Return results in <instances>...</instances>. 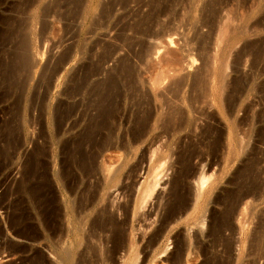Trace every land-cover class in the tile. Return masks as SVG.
I'll return each instance as SVG.
<instances>
[{"label":"rangeland","instance_id":"374dc122","mask_svg":"<svg viewBox=\"0 0 264 264\" xmlns=\"http://www.w3.org/2000/svg\"><path fill=\"white\" fill-rule=\"evenodd\" d=\"M14 1H16V3H14ZM20 1L22 0H0L1 33H3V30L6 28V26L10 24L9 22L12 21V15L17 16H13V18H17V20L20 18L19 20H22L20 22L22 24H27L30 22L29 26L31 28H29L27 25H23V27L28 28L30 32L29 37L31 42L29 48L31 51L29 50V53L31 52L30 56L33 58L32 61L34 62H32L33 69L31 68L32 78H30L27 86V94L24 96L22 107L20 108L21 111H19L20 115L14 111L16 107L12 102V95H10L11 97L8 96L6 97L7 99H2L0 101V128L3 127L5 124L4 122L9 119L12 120L13 125L19 126H17L18 130H16V134L14 133V136L16 135L14 137L16 138V141L13 138L16 144L13 142V140L11 143H8L9 145H4L3 142H0V264H59L56 258L58 253L56 250H63L64 248L69 247L70 244L75 251L72 256V262L78 261V239L75 236V232L78 231V205L76 203L78 201V192L84 187L82 184L83 182L86 183L88 181L87 183L89 184L90 190H92V192L96 191V193L103 192L102 188L104 185L102 181L103 176L99 167L101 157H97L96 155L98 148L97 144L93 141V143H90L91 140L84 143L82 141V135L86 128L85 126L90 124L91 117L95 112L89 106L92 103L91 100H94L95 98V95L91 93L93 92L91 88L96 85L95 83L98 84L99 81H104L105 78L112 72L115 73H112L114 76L118 75L116 76L117 80H121L119 83L121 84L122 82V86L120 85V87H122V90L120 89L121 97L117 98H120V100H117L118 102L120 101V113L117 118L118 124L115 131V134L118 137L122 133H126L129 129L133 117V111L136 108L135 106H132L133 102L136 100L141 101L142 97V100L146 99V102L141 101L144 104L142 105L140 103V107L142 106L145 108L147 105L151 108L154 107L155 109L152 108L154 115L156 114V109H158L159 112L164 110V104L166 101L167 103L171 102V104L172 102L173 104L176 102V104L178 103L177 105L180 103L181 107L186 112V115H184L186 124L183 122L184 126L182 124V127L179 129V131L174 133L169 139L162 136L150 147L146 146V143L139 145L138 149L133 154L128 156L125 163V168L120 174V179L118 182L119 184L117 185H125V188L122 189L123 191H121V189H116L118 186H116V188H104L103 199L101 200L99 206L102 205V202L103 204L107 202L109 204L108 209H110V206L113 207L118 203L121 204L120 202L122 201H126L127 199L125 200V197H128L127 194H129V196L132 194V198H134L137 186L141 183L147 171L151 149L153 150V148H157V154L153 155V159H156L155 161L159 162L158 169L160 174H158V178H160V181L154 188L152 195L147 198L146 203H144L139 209V219L140 221L142 220L141 223L145 226L149 225L148 223L157 225L156 223L162 214L161 211L163 212V208L170 197L169 189L171 188V182L173 178L177 176L176 173L183 174L184 177L182 176L183 178H181L183 181V183L181 182V189L182 192L186 193L187 191L188 194L192 193V189L189 188L195 187L192 185L194 183L193 177L198 174V171L200 172V170H203L206 172V174L208 173L209 176L212 175L210 178H208L209 180L207 179V183L205 185L209 186L210 189L208 188L209 192L207 191V198L205 197L206 200L204 201V226L197 225L198 223L196 224L192 220L188 224L179 222L176 225H171L172 228H169L167 231L168 240L163 239L164 243H167L166 251L160 252L158 256L165 259L167 253L173 251L176 246H179V241L181 243L182 240L184 241L186 238L189 239L191 237L189 245L191 246L190 248H194L195 250H190L193 252H191L192 256L190 255V257L194 264H203V262L204 264H211L210 262L208 263V261H206V258L210 259L213 256H218V259H220L218 264L223 263L221 262V259H223L224 256L225 258L223 260H226L224 243L229 241L231 243V262L229 261L227 264H264V244L258 248L259 250L256 249V251L254 247H252L254 237L256 235L255 230L258 231L259 229H264V141L262 143V141H258L260 139H257L260 137L264 138V40L262 41L264 38V29L261 31L259 30L242 34V36L240 35V43L235 46L236 48L234 47V49L231 50L232 52H230L229 55L230 58L228 57V62L230 64L228 63L229 65L226 70L227 72L225 71L226 74L228 73L227 75L231 76V79L235 78L239 74L242 75V78L245 79L243 81H246L244 86L245 84V87H248L249 85L248 88H250V91L248 94H250V92L251 94L248 95V97H241L240 100V108L244 107L245 105H249L250 108L248 111L244 113L242 108V110L240 109L238 113V117H245V120L242 122L244 125L241 124L243 125L241 128L245 127L242 128V130H246L244 137L246 136L247 139L245 137L246 141L242 145V147L244 146L245 148L243 147V151H240L241 153L239 156H237V159L235 158V160H225L223 144L222 146L216 148V150L215 148L211 149L209 146L210 141L212 138H214V135H216L220 130H224L223 128L225 126L223 125H225V122H223L224 120L221 116V113L218 111L216 106L210 104L211 100L208 99L210 96L207 97L209 92H206L207 94L205 93V96L202 93V88H193L191 85V83L193 84L195 80L197 81L199 79L200 81L206 80L205 82L208 84L207 80H210L211 77L213 78L214 74L216 73L215 66L218 63V53L220 52V48L223 45V36H221V30L223 29H221V27H223V25L226 23L224 20L227 18L225 17V7L223 10L220 9V11L213 15L212 13H204L202 11L203 3L206 0H167L164 2L167 8L166 11L162 13L157 19L156 17L150 19L152 21L151 22L144 15H147L146 13L151 11L154 4L152 2L155 0H122V2L121 0H79L78 3L74 0V3L73 1L71 2V0H67L65 3L63 2L65 0H31L28 4L29 6L27 7L29 9L26 8L25 12L28 13L27 10H29V12L31 11L30 14H33V17H31L32 15L29 17V13L26 15V13L23 11L22 13L18 12L20 7L21 9L24 7ZM240 1L244 2L240 3L243 6V9H241L240 6L241 10L238 17L227 18V20L231 19V22H228L232 24L230 25L232 29L233 27L239 25L240 28H242L244 25H247L248 28L253 25V28H255L256 21L259 19L264 21V18H262L263 13H261L264 11V0ZM61 2H63V5ZM22 3L26 6L24 1ZM32 3L34 5H32ZM67 3L68 6H66ZM251 3L253 4V7H251ZM73 4H76L77 7L76 5L74 7ZM109 5L112 7H109ZM56 6L57 8L55 9ZM261 6L262 8H258ZM44 7L49 10V13L50 11L54 12L55 10H57L59 13L57 14V11H55L57 15H55V13L54 15L53 13H50V15H43L41 9L43 10ZM244 8L245 11L246 8H254L257 10L254 11L252 15L250 14V16H246V14H244ZM103 9L104 13L102 14ZM108 9L112 11H106ZM258 9L261 12H259ZM60 11L63 12H61L62 15H60ZM106 12L108 13L105 14ZM40 13H42L43 16ZM142 15L148 21L145 19L143 21L142 18L144 17ZM35 16L37 18H35ZM7 17H11V21ZM26 19H28V22ZM140 21H142L141 24ZM247 26L244 27L246 28ZM1 28L4 29L2 30ZM139 29H145L146 31H144L146 33L142 31L144 33L143 34L141 30L139 31ZM1 33L0 62L1 60L7 59L9 51H11V46L13 45L11 43H14V41L15 43H18V38L20 37L16 35V39L14 37L12 42H5L1 36ZM168 36L174 39L173 45L171 47L174 51L170 50L171 53L167 52L169 53L168 57L166 51L163 48H160L162 49V51H160L161 53H158L159 55L156 54V48L161 43H164L163 41H165ZM252 41H257V44H261L263 46L261 48L262 52L260 51L259 57L253 60L254 55L252 54L254 53L252 51L247 52L246 55L242 56L243 62L240 63V73H238L239 70L233 71L231 66L233 58L232 54L234 53L233 51H236L238 48L237 46L242 47V45L245 43ZM109 43L112 45L110 46ZM107 46H113L114 51L110 53V56L106 60L101 61V54L106 51L104 48ZM65 51L69 52L68 58L64 61V63H61L60 56ZM160 54H163V56ZM124 60L125 62L130 63L131 68L133 67L132 70L135 72L134 73L132 71L136 79V81L134 79V83H136V85L134 84V89L127 90L129 88L128 85L125 84L126 77L124 78L123 76H126V74L123 71L120 73V70H118L119 72L117 69L114 70L119 66V63ZM57 66L59 68H57ZM244 76L249 78H247L248 81ZM121 77L124 78L125 81L124 79L122 80ZM48 79L50 80V83ZM153 79L164 82L161 83L162 86L164 84L168 86L167 84H170L171 81L182 79L183 83L179 88L180 90L178 89V97H181V99L184 97V103L180 102L181 99L178 100L179 98L174 96L175 94L172 95L171 91L168 90L169 88L167 89L165 85L161 88L159 86V89L157 88V93L159 92V98H155L153 90L150 87V83ZM123 81L125 83H123ZM45 82L48 85L50 84V87ZM38 85L40 87H38ZM44 85L48 87H45ZM208 85L207 89L209 91ZM44 87L46 90L49 88L48 92L43 89ZM136 87H139L140 90L138 91ZM164 87L166 89H164ZM251 87H254L253 90ZM123 88L126 89L124 90ZM199 89L200 91H198ZM121 91H123V93ZM32 92L34 94V100L32 97ZM124 92H126V94H124ZM121 93L126 95V97H124V95L122 97ZM135 93L138 95L141 93L139 95L141 98ZM144 93L146 97H144ZM196 93H202L200 94L202 96L199 100H192L193 103L190 102L191 96L195 95ZM42 94L46 96L44 99L43 96L41 97ZM133 94H135L134 96L136 97L138 96V98L135 97L136 100L133 99ZM129 97L134 101H132ZM31 98L32 100L29 102ZM208 101H210V103ZM41 102H44L43 105ZM40 105H42L43 108L42 106L40 107ZM188 105L190 106L188 107ZM207 115L209 116L207 117ZM210 115H213V117H210ZM250 116L254 121H251ZM19 117L22 118V120L18 119V122L21 121V124L17 123V118ZM57 118L60 120V123L58 124ZM188 120L190 121V125L187 123ZM208 123L211 125V127L213 126L215 131L213 129V135L211 133V137L209 136L205 139L203 138L202 134L204 128L207 127H205V125H209ZM217 127H221L218 132ZM159 129L160 128L157 127L153 130V132H158ZM106 132L107 129H103L102 133L104 135ZM260 134L261 136L258 137ZM98 137V135H95L94 139L96 140ZM189 143H191V147H189L191 150L193 149V152H189L187 149ZM208 146L211 150L208 148ZM2 148L6 149V151H3ZM77 148L78 152L75 151ZM180 150H182V158H184L182 160H185L186 163L188 162V164H186L180 159L181 164H183L182 167L181 164L178 163L180 160L177 159ZM142 153L144 158L141 157ZM187 153L191 154L188 155ZM80 154L84 155L85 157L88 156L87 158L90 157L89 159L86 158V161L88 164H90L92 169V176L89 179L87 178L88 180L83 179L79 163L77 166L75 160H72L76 159L78 156H80ZM253 155L257 156L258 158L261 157L260 159L257 158L255 164H253L256 165V167L251 165V158L254 157ZM91 157L93 158L91 159ZM141 158L142 163L140 166L142 169H139L136 176H133L132 174L129 176L128 171L130 167L136 162H140ZM244 160H246V163ZM184 164L186 167H184ZM247 164L251 165V170H248L250 172H244V165L246 166ZM190 167L192 168V172L189 170ZM239 167L241 170L239 173L240 175L236 172ZM253 167L254 169H252ZM258 168L262 171V174ZM193 173L196 174L193 175ZM234 173L238 175L235 176ZM80 179L83 181L82 183L80 182ZM99 184H101V187H99ZM36 185H39V190L45 191L47 198L52 197L54 206L56 205V207H58L56 213H58L59 217H55L54 223L46 222L44 220L45 217L43 216V213L40 214V211L42 212L43 210L41 208H43L44 204H33L34 201L32 199V191L35 189L33 186L36 187ZM127 187H131V189H127ZM232 195L233 198H239L241 196L239 207H246L243 209L244 212L241 211L242 208L241 210L238 208V214L236 215L237 217L240 216L243 220L240 218L239 222V219L234 217L232 219V227L223 226L220 232V236L222 235L220 237L221 240L219 239L220 242L216 243L215 245L213 243L214 236L204 237V235L202 236L201 232L203 233L205 230L207 231L206 228L208 227V222L210 221L208 215L210 212L214 211L216 213H220L224 207L228 206L233 200L231 198ZM234 195L236 197H234ZM41 198L43 201L45 197L41 196ZM69 202L74 207V210L72 211L66 210V206L69 204ZM113 202L115 204L110 205V203L113 204ZM244 203L245 205H243ZM45 206L49 208L48 204ZM75 209L77 211L76 214H74ZM239 211L243 214H239ZM114 212L117 216H119L116 218L120 219V212ZM68 215L71 216V219ZM241 222H243L242 230L240 227ZM47 223H49V225H47ZM136 225L137 221H135V226ZM188 227L190 228L188 229ZM17 230H22L21 232L23 233L26 232V235L29 237L36 236L37 238H35L34 241L28 238H21L16 235ZM258 239L264 243V235L259 236ZM176 242L178 243L176 244ZM196 245L199 246L196 247ZM239 249L240 254L238 253ZM53 250H55L57 253L55 254ZM147 251L144 252L143 257L141 254L139 258H144V260H147L150 256V253ZM34 261L35 263H33ZM191 261L182 262V264H193ZM165 262V264L170 263L169 261L167 262V260H165Z\"/></svg>","mask_w":264,"mask_h":264},{"label":"bare ground","instance_id":"6f19581e","mask_svg":"<svg viewBox=\"0 0 264 264\" xmlns=\"http://www.w3.org/2000/svg\"><path fill=\"white\" fill-rule=\"evenodd\" d=\"M23 1L26 3V6H25V4L22 3ZM30 1L31 0H22V1H20L21 4L24 5V7H23V9H21V7H20L19 11L18 10L17 11L20 12V13H22V11L25 12L26 8L29 6L28 4L30 3ZM66 1L67 0H65L63 2L65 3ZM72 1L73 0H71V2ZM74 1L77 2V3L79 2V0H74ZM74 1H73V3H74ZM165 1H167V0H155L154 2H152V3H154L153 6H152L153 8L151 9V11L149 10L150 11L149 13H146L147 15H144V16L146 18H148L149 21H151L150 19H153L155 17L157 19L167 9L166 8V4L164 3ZM63 2H61V4ZM121 2H122V0H121ZM243 2L244 1L241 2L240 0H206L203 3L202 11L204 13H212L214 15L218 11H220V9L223 10V8L225 7V9H226V16L225 17H227V18H231V17L232 18L233 17L236 18V17H238L240 10L243 9V6L240 4V3H243ZM14 3H16V1H14ZM17 3H19V2H17ZM68 3H69V1H68ZM68 3H67L66 6H68ZM16 5H14V6H16ZM32 5H34V4L32 3ZM75 5L73 4L74 7H75ZM110 5H109V7H112ZM112 5L114 6L113 3H112ZM261 5H263V4H261ZM57 6L55 7V9L57 8ZM240 6H241V9H240ZM76 7H77V5H76ZM105 7H107V6H105ZM251 7H253V4H252ZM14 8H16V7H14ZM258 8H262V6L261 7H258ZM27 9H29V8H27ZM110 9H108L106 11H109ZM32 10H33V8H32ZM256 10L254 8H249V9L246 8V11H245V8H244V14H246V16H250V14L252 15L254 13V11H256ZM263 10H264V8H263ZM27 11L29 13V17L31 15H32L31 17H33V14H30L31 11L30 12H29V10H27ZM55 11H57V10H55ZM55 11L54 12H51L50 11V13H53V15H54ZM110 11H112V10H110ZM258 11L261 12L259 9H258ZM41 12L43 13V15H48V14L50 15L49 10L46 7H44L43 10L41 9ZM61 12L62 11H60V13ZM25 13H26V15H28L27 12H25ZM33 13H34V11H33ZM42 13H40V14L42 15ZM56 13L58 14L59 12L57 11ZM56 13H55V15H57ZM62 13L60 15H62ZM103 13H104V9L102 11V14ZM107 13L108 12H106L105 14H107ZM261 13L264 14V11H262ZM263 14H262V18H264V15ZM19 15H21V14H19ZM41 15H38V16H41ZM13 16L14 17H17L15 15H12V18L10 17L12 19V21L10 20L9 17H7V18H9V20L11 22H9V20L7 19L10 24L7 25L6 28L4 27L5 29L4 28H1L2 30L4 29L3 30V33L0 32L2 38H3V40L5 42H12V39L14 37L16 39V35L20 36L18 38L19 39L18 43H15V41H14V43H11L13 45L11 46V51H9V55L7 56V59L1 60V62H0V66H1L0 67V101L2 99L3 100L4 99H7L6 97L12 95L13 96V101L12 102L15 104L14 106L16 107V108L14 107L15 108L14 111H15V113L18 114L19 111H21L20 108L22 107V102H23L24 96H25V94H27V86H28V83L30 81V78H32L31 77V70L33 69L32 68L33 67L32 64L34 62L32 61L33 58H31V56H30L31 52L29 53V50H30L29 46H30V42H31L30 41V37H29L30 36V32H29L28 28L23 27V25L29 26L30 25V22L27 23V24H22V23H20L22 21V20H19L20 18L18 19L19 20V22H18L17 18H13ZM36 16H35V18H37ZM145 17L142 18L143 21H144ZM227 18L224 20V21H226V23L223 25V27H221V29H223V30H221L222 31L221 32V36H223L222 37L223 38V45L221 46L220 52L218 53V63L215 66L216 73L214 74L213 78L211 77V79H210L211 81L210 80H207L209 85L205 82L206 80L205 81L204 80L203 81L201 80L202 81L201 82L200 79L197 80V81L195 80L193 82V84L191 83V85H192L193 88H197V87L200 88V89L202 88L201 89L202 90V93L205 96L207 94L206 92H209V94H207V97H209V96L211 97V98L210 97L208 98L209 100H211V103H210V101H208V102L210 104H213L214 106H216L218 108V111H220L221 116H222V118L224 120L223 122H225V125H223V126H225L223 128L224 129L223 131L222 130L219 131V129L221 127H219V128L217 127V129H218L217 132L218 131L219 132L218 133L216 132L217 134L214 135V138H212V140L210 141L209 146L211 147V149L212 148H215V150H216V148L222 146V144H223V148H224L223 151H225L224 152L225 160H229V159H234L235 160V158L237 159V156L240 155V153H241L240 151H243V147L244 146L242 147V145L246 141L245 140V137L246 136L244 137V135H245L244 133L246 132V130L245 131H244V129L242 130V128H245V127H242L241 128V126L244 125L242 122L245 120V117H240V116L238 117V115H239L238 113H239L240 109L242 110V108L244 110V113H246V111H248V109L250 108L249 105H245L244 107L240 108V106H241L240 100H241V97H245V96L248 97V95H250L251 92H250V94H248V92L250 91V88H248L249 85H248V87H245L246 84L244 86V83H246V81H243L245 79L242 78V75L239 74L236 77L234 76L235 78L231 79L230 78L231 76H228L227 75L228 73L226 74V72H227L226 70L228 68V65L230 64L228 62V60H229L228 57L230 55V52H232L231 50L234 49V47L236 45H238V43H240L239 42L240 41V35L242 36V34H247L249 32H255V31H259V30L261 31L262 29H264V21L262 19L261 20L259 19L260 21L259 20L256 21L255 28H253L254 27L253 25H251L249 28H248L247 25H244V26H247L246 28L244 26H242V28H240V25H239V26L233 27V29H232L231 26H230V25H232V24H230L231 19H228L227 20ZM2 19H4V18H2ZM27 20L28 19H26V21ZM148 20H146V21H148ZM31 21H32V19H31ZM228 21H230V22H228ZM239 21H240V19H239ZM8 22H7V24H8ZM141 22L142 21H140V24H141ZM23 23H24V21H23ZM136 23H139V22H136ZM145 23H147V22H145ZM29 28H31V27L29 26ZM137 28H139V27H137ZM251 28H253V29H251ZM128 30H129V28H128ZM140 30L141 29H139V31ZM144 30L145 29L141 30V32L143 31L144 33H146L145 32L146 30L145 31ZM126 31H127V29H126ZM136 32H137V30H136ZM146 35H149V34H146ZM120 37H119V39H120ZM126 40H128V39H126ZM263 40H264V38L262 39V41ZM16 42H17V40H16ZM163 42L164 43H161L162 45L160 44L156 48L157 49L156 50V54L161 53L160 51H162V49H160V48H163L166 51V53L167 52H170V50L174 51L171 48L172 45H173V42H174V39L172 37L168 36L166 38V40L163 41ZM256 42L257 41H252V42L245 43L244 45H242V47L237 46L238 48L236 49V51H233L234 53L232 54L233 55V58H232V62H231L232 63L231 66H232L233 71L234 70H236V71L239 70L238 73H240V63L243 62L242 61V58H243L242 56L246 55L247 52L252 51L254 53V54H252V55H254V59L253 60H255V59H257L259 57L261 48L263 46L261 44H257ZM109 45H110V43H109ZM110 46L109 47L107 46L106 48H104V49H106V51H104V53L101 54V58H100L101 61L106 60L110 56V53H112L114 51V47L113 46L110 47ZM115 49H116V46H115ZM68 53L69 52L65 51L60 56V62L61 63L62 62L64 63V61L68 58ZM167 54H168V57H169V53H167ZM160 55L163 56V54H160ZM143 57H144V55H143ZM143 57H141V58H143ZM240 59H241V62H240ZM157 62H159V61H157ZM59 66H60V64H59ZM249 66H251V65H249ZM116 67H117V65H116ZM57 68H59V67L57 66ZM132 68H131L130 63L129 62H125V60H124L121 63H119V66L117 68L114 69V70L117 69V71L120 70V73H121V71H123L126 74V76L123 75L124 78L126 77L125 78L126 79V83L124 82L125 81L124 78L121 77V79L122 80L124 79L123 83H125V84L128 85V88L129 89H127V90L134 89V84L136 85V83H134L136 81V79L134 77V73L135 72H134V70H132ZM112 73H114V72H112ZM112 73H110L105 78L104 81H102V82L99 81L100 83L98 82V84L95 83L96 85L93 88H91L93 90V92H91V93H93L95 95V98H94V100H91L92 103L90 105L89 104L88 105L95 112H94L93 116L91 117V121L92 122L90 121V124L88 126H85L86 128H85L84 132L82 131L83 132L82 141L84 143L86 141L91 140L90 143L93 141L94 143L96 142V144H97V147L98 148H97V151H96V155H97V157H99V156L101 157L100 162H99V167H100V170H101V173H102V176H103V178H102V181H103V184H104L103 185V188H102L103 189V192H100V193H96V191H93L92 192V190H90V188H89V184L87 183L88 181L85 183L81 179H80L81 181L79 180L81 183L83 182L82 184L84 185V187L82 188V190H79L78 195H77L78 196V201L76 203L78 205V212L76 211V209L74 211L75 213L73 212L74 214H76V212L78 213V231H77L78 233L74 231L75 232V236L78 239V261L77 262L76 261L75 262H72V256H73V254H74L75 251H74V248L71 246V244H70L69 247L64 248L63 250L62 249L60 251L56 250L58 253L55 252V250H53L55 252V254L57 253V255H56L57 261L59 262V264H162V263L165 262V260H167V262L169 261L170 262L169 264H182V262H190L191 261L190 255H191V252H192L190 250L191 249H194V248H190L191 246L189 245L190 244V240H191L190 238L191 237L190 238L188 237L189 239L186 238L184 241L181 239L182 242L180 243V241H179V246H176L173 251L167 253L166 256H165V259L159 257L158 254L160 252H165L166 251L167 243H164L163 239H167L168 240L167 231L169 230V228H172V226L174 224L176 225L179 222H183L185 224H188L191 220L194 223H196V224L198 223L197 225H200V226H202L204 224V219H205V217H204L205 215L203 213L205 211V206H204V203L205 202L204 201L207 198L206 197V194H208L207 191L210 189L209 186H205V185L207 183L206 182L207 179L212 176L210 173L209 174L211 176H209L208 173L206 174V172H204L203 170H200V172L198 171V174L195 177H193L194 178V181H193L194 183L192 185H194L195 187L191 188L189 186L190 187L189 189H192L191 190L192 193H189V194L187 193V191H186V193L185 192H182V189H181V184L183 183V181H182L181 178L184 177L183 174L182 173H176L177 176H175L173 178V180L171 182L172 183L171 188L169 189V196H170L169 199H168L169 201L167 200L166 205L163 208V212L161 211L162 214L160 215V218L159 219L157 218L158 219V222L156 223L157 225H152V223H148L149 225H146L145 226V225H143L141 223L142 220L140 221V219H139V217H140L139 216V209H140V207L143 206L144 203H146L147 198H149V196L152 195V193L154 191V188L156 187V185L160 181V178H158V176H159L158 174H160V171L158 169L159 168V166H158V163L159 162H156L155 161L156 159H153V155H156L158 150H157V148L156 149L153 148V150L151 149V154H150V157H149L150 160H149V164H148L147 171L145 173V176L143 177V180L137 186L136 194H135L134 198H132V194L129 196V194L126 193L128 195V197L127 198L125 197V200L126 199L127 200L124 201V202L122 201L123 203L120 202L121 204H119L118 202H116L119 205L116 204L113 207L110 206V209H111V207H112V209L115 207L113 210L111 209L112 211L110 209H108L109 208V204L106 201H105L106 203L103 204V202H102V205L99 206V204L101 203V200L103 199L104 188L105 189H107L109 187L110 188L111 187H115L116 188V186H118L116 189H119V190L121 189V191H123L122 189L125 188L124 187L125 185H122V186L120 185L121 187L119 185H117V184H119L118 182H119V179H120V174L122 173V170L125 168V163H126V160H127L128 156L130 154H133L138 149L139 145L146 143V146L150 147L159 138H161L162 136L163 137H166L167 139H169V138H171V136H173L174 133H176V132L179 131V129L182 127V124L184 126V123L183 122H185V124H186V121L184 119V117H185L184 115H186V112L181 107L180 103H179V105H177L178 103L176 104V102L174 104L172 102V104H171V102L170 103H167V101H166L165 104L163 103L164 106H165V108L163 107L164 108V110H162L163 112L162 111L159 112L158 109H156L157 111H155L156 114L154 115L153 114L154 112H152V108H154V107L151 108V107H149L147 105L145 108H143L141 106L142 107V109H141L140 105L141 104L142 105L144 104L141 101L146 102L145 101L146 99L145 100L144 99L142 100L143 97L141 98V96H139L141 93L138 95L136 93H139V92H136L135 94L138 95L141 98V101L136 100V98H138V96L137 97L134 96L135 94H133V96H134L133 99H135L136 101L132 100V98L129 97L132 101H134L133 102V105H132V103H131V105L132 106H135L136 108L133 111V117L131 116L132 117V121H131V125H130L129 129L127 130L126 133H124V134L122 133L121 135L119 134L120 136L118 137L115 134V131L117 129V124H118L117 123V118H118L119 113H120L119 112V110H120L119 109V105H120L119 102L120 101L118 102L117 100H120V98L119 99H117V98L118 97H121L120 96V89L122 87H120V85L122 84V82L120 84L119 82L121 80L118 81L117 80V77H116L118 75H115L114 76ZM247 78H246V80H247ZM134 79H135V81H134ZM157 79H159V78H157ZM157 79H153L151 81V83H150V87L153 90V93H154V97L155 98L156 97L159 98L158 97L159 96V94H158L159 92L157 93V88L159 89V86L161 88V87H163L165 85L164 84L162 86L161 83H164V82H161V80H157ZM48 81L50 83V80L49 79H48ZM209 82H211V83H209ZM182 83H183L182 82V79H177L175 81H171V83L170 84L168 83L167 84L168 86L165 85V87L167 89L169 88L168 90L171 91L172 95L175 94L174 96L178 97V91L180 90L179 88L181 87ZM207 85L209 86V91L207 89ZM44 86L45 87H48L46 85H44ZM38 87H40V86L38 85ZM45 87L43 89L48 92V89L49 88L46 90ZM90 87H92V86H90ZM165 87H164V89H166ZM253 88H252V90H253ZM88 89H90V88H88ZM123 89L125 90L126 88H123ZM200 89L198 91H200ZM137 90L138 91L140 90L139 87L137 88ZM263 91H264V89H263ZM121 92L123 93V91H121ZM202 93H196L195 95L191 96V98H190L191 101L190 102H192V100L193 101L199 100L200 97L202 96L200 94H202ZM32 94H33V92H32ZM124 94H126V92H124ZM124 94H122V97H123ZM143 95H145V93ZM253 95H254V93H253ZM33 96H34V94L32 95V97ZM42 96H43V99H44V97H46L43 94L41 95V97ZM124 97H126V95H124ZM127 97H128V95H127ZM144 97H146V95ZM251 97H252V95H251ZM182 98L183 99H181V97H180L178 100L181 99L180 102L184 103V97H182ZM190 99H188V100H190ZM31 100H32V98L30 99L29 102H31ZM33 100H34V97H33ZM41 100H42V98H41ZM131 100H130V102H131ZM147 100H148V98H147ZM263 100H264V98H263ZM190 102H189V104H190ZM43 103H42V105H43ZM42 105H40V107ZM189 106L190 105H188V107ZM42 108H43V106H42ZM256 112H258V111H256ZM256 114H254V115H256ZM19 115H20V113H19ZM262 115H263V113H262ZM208 116L209 115H207V117ZM243 116H245V115H243ZM21 117H22V115H21ZM21 117L17 118V123H20L21 124V121L18 122L20 119L22 120ZM210 117H213V115L212 116L210 115ZM60 118H61V116H60ZM189 120L187 121V123L190 122ZM252 120L253 119L251 117V121ZM14 122H15V119H14ZM4 123L5 124L3 125V127L0 128V142H3L4 145H7L8 143H11V141L13 140V138L16 136V135L14 136V133L16 132V130H18L17 128L19 126L18 125H13L11 119L7 120ZM58 123H60V120H58V118H57V124ZM248 123H249V121H248ZM241 124H243V125H241ZM189 125H190V123H189ZM209 125H205V127L206 126L207 127L204 128L203 134L201 133L203 135V138H205V139L210 136V134L212 133V131L214 129L213 126L211 127V125L210 126ZM20 126H22V125H20ZM23 126H24V124H23ZM157 127L160 128L159 131L158 132H153V130L155 128H157ZM105 128L107 129V132L104 135L102 133V131ZM259 129H260V127H259ZM214 131H215V129H214ZM260 131H261V129H260ZM258 133H260V132H258ZM149 134H150V136H149ZM95 135H98L99 136L96 140L94 139V136ZM212 135H213V133H212ZM254 136H255V134H254ZM259 136H261V134L258 135V137ZM15 139L16 138H14V140ZM246 139H247V137H246ZM257 139H260L258 141H262V143L264 141L263 140L264 138H262V137L257 138ZM14 140H13V142L16 141V140L15 141ZM17 141H18V139H17ZM15 144H16V142H15ZM81 144H82V142H81ZM190 144L191 143L188 144V148L187 149L189 150V152L190 151L193 152L192 151L193 149L191 150V148H190L191 147ZM10 146H12V145H10ZM209 146H208V148H209ZM181 149H183V148H181ZM4 150L6 151V149H3V151ZM95 150H96V148H95ZM184 150H185V148H184ZM0 151H1V149H0ZM75 151L78 152V148ZM85 152H86V150H85ZM6 154H8V153H6ZM190 154H188V155H190ZM84 155H81L80 154V156H78L80 158H78L76 156L77 158L76 159H72V160H75V163L77 164V166H78V163H79V165L81 167V169H80L81 170V175H82L83 179L85 180L87 178L89 179L92 176V171H91L92 169L90 167V164H88V162L86 161L90 157L87 158L88 156L85 157ZM182 155H183L182 154V150H180L179 153H178V158L177 159H179V160L180 159L181 160L184 159V158H182ZM141 157L144 158L143 153L141 154ZM187 157H189V156H187ZM92 158L93 157H91V159ZM142 158L140 159V162L138 161V163L136 162L135 164H133L130 167V169L128 171L129 172V176H130V174H132L133 176H136L137 173H138V171H139V169L140 170L142 169L141 166H140L141 163H142ZM248 158H249V156H248ZM257 158H258L257 156H254L253 158H251L252 159V164H251L252 166H255L256 167V165H253V164H255ZM260 158H258V159H260ZM185 159H187V158H185ZM181 160L178 163L181 164ZM225 160H223V161H225ZM245 161L246 160H244V162ZM93 162H92V164H93ZM182 162H185V160L184 161L182 160ZM186 164H188V162ZM223 165H224V163H223ZM251 165L250 164H247L246 166L244 165V167H245L244 168V172H246L248 170H251ZM182 166H183V164H181V167ZM80 167H78V168H80ZM184 167H186V165ZM240 167L236 170V172L238 174L241 171L240 170ZM195 168H194V170H195ZM200 169H201V167H200ZM202 169H205V168H202ZM252 169H254V167ZM185 170H186V168H185ZM189 170L192 172V168L191 167H190ZM188 171H186V172H188ZM255 171H257V170H255ZM182 172H184V171H182ZM248 172H250V171H248ZM260 172L262 174V171L261 170H260ZM194 174H196V173H193V175ZM26 175H28V174H26ZM185 175H187V174H185ZM237 175L235 174V176H237ZM191 182H192V180H191ZM78 185H79V183H78ZM38 186L39 185H36V187L33 186V188H35L36 190L35 189L33 191L30 190V191L33 192V194H32V199L34 201L33 204H35V203H42V204H44L43 208H41L43 210H42V212L40 211V214L43 213V216L45 217L44 220L46 222H49V223L50 222H53L54 223L55 217L58 216V213H56V210H58V207H56V205L54 206V204H53L54 201H53L52 197L47 198L46 195H45V191L39 190V187ZM263 186H261V187H263ZM99 187H101V184H99ZM30 189H32V188H30ZM102 189H100V190H102ZM127 189H131V187L130 188L127 187ZM261 194H262V192H261ZM127 195H125V196H127ZM192 195H193V197H192ZM41 196L45 197L43 199V201H42ZM234 197H236V196L234 195ZM240 197L239 198H233V195H232L231 198L233 200L230 202V204L228 206L224 207V209L220 213H216L214 211H211L209 215L207 214L208 217H209V219H210V221L209 222L207 221L208 222V227L206 228L207 231L205 230V232H203V233L201 232L202 236L203 235H204V237L214 236L213 237V239H214V242L213 243L215 245H216V243L220 242L219 239L221 240L220 237L222 235L220 236V234H221L220 232H221L222 227L223 226L232 227L231 226L232 225V219L234 217H237L236 216L238 214L237 211L239 210L238 208H240L239 207L240 206L239 205L240 204V202H239L240 201ZM40 198H41V200H40ZM104 200H105V198H104ZM123 200H124V198H123ZM218 201H220V200H218ZM218 201H217V203H218ZM245 203L243 205H245ZM46 204H48L49 208L45 206ZM73 204H74V202H73ZM114 204H115L114 202H113V204L110 203V205H114ZM224 205H225V202H224ZM241 208H242V210H241ZM241 208H240V210L244 212L243 209L246 208V207L245 206H242ZM66 210H71V211L74 210V207L72 206V204H70V202L66 206ZM114 211L120 212V216H121L120 219H117L119 216H117ZM239 214H243V213H241L239 211ZM69 217L71 219V216H69ZM158 217H159V214H158ZM240 218H241L240 216L237 217V219H239L238 220L239 222H240ZM207 220H208V218H207ZM135 221H137V225L136 226H135ZM49 223H47V225H49ZM242 223L243 222L240 223L241 230L243 229ZM51 225H52V223H51ZM189 228L190 227H188V229ZM21 231L20 230H17V232H16V235L19 236V237H21V238L22 237L25 238V239L28 238V239H31L33 241L35 240V238H37L36 236L29 237V236L26 235V232L23 233ZM186 234H187V231H186ZM255 234L256 235L254 237V241H253L252 247H254V249L256 251V249L260 248L262 246V244H264V243H262L258 239L259 236L264 235V229H262V230L259 229L258 231L255 230ZM195 236L197 237L196 234H195ZM210 239H211V237H210ZM177 243L178 242H176V244ZM191 244H192V242H191ZM224 244H225L226 260L225 261L223 260L225 258V256H224V258L221 259V262L227 264L231 260L230 259V257H231V255H230V252H231V250H230L231 249V243L229 241V242H225ZM197 246H199V245H196V247ZM219 246H221V245H219ZM146 251L150 253L149 258L147 260H144V258L143 259L139 258V256L141 254H142V257H143L144 252H146ZM238 253L240 254V249H239ZM208 255H206V256H208ZM194 258H193V260H194ZM208 259L209 258H206V261H208V263L210 262L211 264H218L219 261H220V259H218V256H213L212 258L209 259L210 261ZM32 260H34V259H32ZM33 263H35V261ZM37 263H39V262H37ZM223 263H220V264H223ZM203 264H204V262H203Z\"/></svg>","mask_w":264,"mask_h":264}]
</instances>
